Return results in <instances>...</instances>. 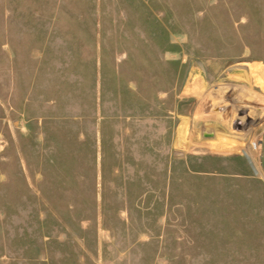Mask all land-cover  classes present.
I'll return each instance as SVG.
<instances>
[{
  "label": "rangeland",
  "instance_id": "374dc122",
  "mask_svg": "<svg viewBox=\"0 0 264 264\" xmlns=\"http://www.w3.org/2000/svg\"><path fill=\"white\" fill-rule=\"evenodd\" d=\"M220 175L264 178V0H0V264H264Z\"/></svg>",
  "mask_w": 264,
  "mask_h": 264
},
{
  "label": "crops",
  "instance_id": "0c3cea01",
  "mask_svg": "<svg viewBox=\"0 0 264 264\" xmlns=\"http://www.w3.org/2000/svg\"><path fill=\"white\" fill-rule=\"evenodd\" d=\"M218 179H231L232 181H235V183H238V186H235V190L237 189V193L240 191L245 192L246 191V198L248 201V207H249V215H248V221L250 225H253V229L257 230L259 229L260 224H264V178L255 177V176H248V177H241V176H224L220 175L217 176ZM173 179V176L165 177V182H167V186L165 187L168 193V198L173 194V185L171 181ZM240 183L245 184V186L240 187ZM234 188V187H233ZM235 190L230 191L231 194L234 196L223 198V202H221L216 209V214L220 215V218L217 219V225H220L222 229H227L229 225L235 226V228H239L237 226V216H236V210H235ZM172 198V197H171ZM208 222V220H207ZM209 224V222H208ZM227 226V227H226ZM163 239V237H162ZM159 240L161 238L159 237ZM164 241V240H163ZM164 243V242H163ZM166 246L162 244V248L160 246V251L164 252V249H166ZM170 258H168V255L166 254H158L157 255V262H170Z\"/></svg>",
  "mask_w": 264,
  "mask_h": 264
},
{
  "label": "bare ground",
  "instance_id": "6f19581e",
  "mask_svg": "<svg viewBox=\"0 0 264 264\" xmlns=\"http://www.w3.org/2000/svg\"><path fill=\"white\" fill-rule=\"evenodd\" d=\"M249 158H250V156H249ZM250 163H251L252 167L254 168V171H256V173L259 174V170H258L257 166L255 165V163L252 160L250 161Z\"/></svg>",
  "mask_w": 264,
  "mask_h": 264
}]
</instances>
